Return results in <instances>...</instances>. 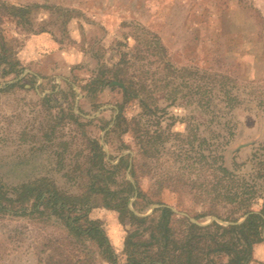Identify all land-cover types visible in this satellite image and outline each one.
<instances>
[{"label":"rangeland","instance_id":"rangeland-1","mask_svg":"<svg viewBox=\"0 0 264 264\" xmlns=\"http://www.w3.org/2000/svg\"><path fill=\"white\" fill-rule=\"evenodd\" d=\"M136 179L143 217L231 225L232 199L263 206L264 0H0V188L67 208L3 202L0 264H113L70 230L91 221L123 261L129 224L105 202ZM245 264H264V241Z\"/></svg>","mask_w":264,"mask_h":264},{"label":"trees","instance_id":"trees-1","mask_svg":"<svg viewBox=\"0 0 264 264\" xmlns=\"http://www.w3.org/2000/svg\"><path fill=\"white\" fill-rule=\"evenodd\" d=\"M29 9L31 7L26 6L18 10ZM117 65L115 69L119 71L122 69L121 66L125 65V61ZM106 73L107 71L103 70L100 76H104ZM119 76L120 74L116 72L115 79L114 77L100 80L97 78L98 82L96 83L101 87L110 86L115 81L118 82ZM120 82L126 81L122 80ZM129 89V92H133L130 98L138 96L139 91H137L136 85L135 87H129ZM126 90L127 93V87ZM129 92L126 95L130 96ZM119 119H121L120 116H118ZM133 168L132 172L136 175L135 166ZM134 181H126L125 195L119 196L120 192L118 191L110 192L114 198L118 199L117 203L105 202L107 206L119 211L123 224H129L128 234L124 242L123 261L114 250V246L105 231L95 221L70 227V230L76 235L90 237L98 242L104 257L113 264H220L215 258H217V255L222 256L224 251L230 253L228 262L225 264H245L253 245L264 241V203L260 209H255L250 207L254 202H252V199L246 197L232 199L231 202L237 204L238 208H244V211L240 217H228L227 220L236 222V224L231 225H222L217 221H213L211 224L203 226L193 222L189 216H177L169 206L157 209L161 212L159 217H143L136 214L129 207L130 200L134 196L141 197L143 194L137 179ZM23 188L25 189V195L22 197H14L13 194L5 196L0 188V209L5 208L3 202L24 204L27 202L25 200H28V196H33L32 207L39 208L42 204H53L55 209L67 210L65 202H62L60 207L54 200V194L50 190L44 188L36 190L32 184H25ZM15 195L18 194L15 193ZM158 204L163 203L159 201ZM20 208L24 209L27 206L23 205ZM65 212L69 213L68 211ZM83 216L87 217V214L78 215L75 213L74 221H80ZM242 217H245V220L238 223ZM67 219L69 221L70 218ZM176 223L181 224V231L179 232L174 228ZM227 234L232 235L231 241L222 240V237Z\"/></svg>","mask_w":264,"mask_h":264},{"label":"water","instance_id":"water-1","mask_svg":"<svg viewBox=\"0 0 264 264\" xmlns=\"http://www.w3.org/2000/svg\"><path fill=\"white\" fill-rule=\"evenodd\" d=\"M156 206H153V209L155 208ZM184 214V213H183ZM184 215H186V214H184ZM212 220H217V218L216 217H212L211 218ZM191 220L193 221V222H195V223H198V224H200V225H202V223H200V222H197L195 219H193V218H191ZM234 224H236V223H234Z\"/></svg>","mask_w":264,"mask_h":264}]
</instances>
